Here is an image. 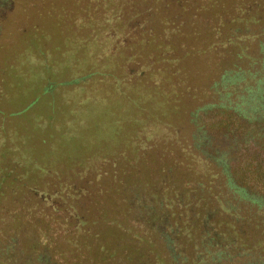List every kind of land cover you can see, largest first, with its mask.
I'll list each match as a JSON object with an SVG mask.
<instances>
[{
	"label": "trees",
	"instance_id": "obj_1",
	"mask_svg": "<svg viewBox=\"0 0 264 264\" xmlns=\"http://www.w3.org/2000/svg\"><path fill=\"white\" fill-rule=\"evenodd\" d=\"M90 1L112 18L84 25L108 31L114 51L128 50L113 52V65L149 57L125 80L134 87L153 77L145 87L171 94L162 99L175 111L164 109L158 131L137 127L125 150L46 169L44 183L2 180L0 202L15 197L17 214L0 236V264H264V0ZM14 3L0 0V32ZM208 51L218 70L192 96L194 128L181 135L171 118L185 73L172 65ZM242 102L257 107L246 112ZM114 223L116 235L103 241Z\"/></svg>",
	"mask_w": 264,
	"mask_h": 264
},
{
	"label": "rangeland",
	"instance_id": "obj_2",
	"mask_svg": "<svg viewBox=\"0 0 264 264\" xmlns=\"http://www.w3.org/2000/svg\"><path fill=\"white\" fill-rule=\"evenodd\" d=\"M87 1L15 0L12 8L1 16L0 159L5 160L0 162L3 165L0 185L2 180L10 185L14 180L33 183L42 179L41 183L51 180L46 169L67 167L90 158L98 161L110 156L115 148L125 150L129 145L128 135L137 127L143 125L144 132L158 131L157 125L167 126L164 109L175 111L173 105H167L162 99L169 100L171 94H163L152 86L145 87V84H154L153 77L133 82L134 87L125 80L129 68H141L149 57L122 60L120 66L113 65L116 58L111 54L116 50L108 38L110 33L104 30L101 33L94 24L84 25L102 14L110 19L112 14ZM224 1L229 5L235 2ZM203 36L193 39L201 44ZM126 37L124 33L120 35V39ZM31 38L33 43L30 44ZM103 44L104 50L100 49ZM114 54L125 56L128 50H117ZM7 60L15 64L3 65ZM218 61L219 58L208 51L190 55L172 65L185 73L182 93L178 95L179 108L171 118L181 135L191 134L194 126L188 119L196 105L191 98L199 97L206 81L216 75ZM160 65L163 63L157 62L150 69L156 70ZM141 74L139 72V77ZM46 79L48 91L42 92ZM242 104L246 112L257 107L255 103ZM23 144L25 146L20 147ZM159 147L160 144L156 149ZM4 197L0 189V200ZM11 197L7 195L5 201L0 202L1 237L4 232L8 235L13 230L5 223L17 214L15 197ZM23 217L18 218L25 221ZM115 224L102 232L103 241L109 242V238L116 235ZM34 234L39 242L43 241L41 233Z\"/></svg>",
	"mask_w": 264,
	"mask_h": 264
}]
</instances>
